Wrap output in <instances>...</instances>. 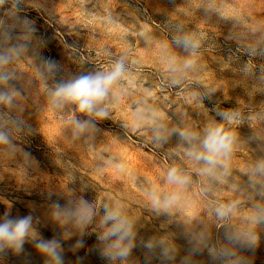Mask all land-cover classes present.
<instances>
[{
    "label": "rangeland",
    "instance_id": "rangeland-1",
    "mask_svg": "<svg viewBox=\"0 0 264 264\" xmlns=\"http://www.w3.org/2000/svg\"><path fill=\"white\" fill-rule=\"evenodd\" d=\"M185 32L200 41L195 64L173 72L170 55L189 56L173 42ZM0 55L9 57L0 91L18 94L0 104V132L9 137L0 144V219L31 215L37 239L55 238L64 264H264V222L252 220L264 215V176L252 172L264 159V0H0ZM121 58L129 78L106 102L107 118L49 103L57 83ZM71 117L90 120L92 131L74 136ZM209 124L236 135L217 179L198 173L178 135H202ZM159 125L166 140L155 138ZM173 166L190 183L168 210L157 209L147 193L176 190L165 180ZM81 200L97 209L83 230L54 219L57 205ZM231 202L235 211L218 217L215 209ZM116 205L136 233L123 261L104 256L98 239L105 206ZM248 231L258 237L252 247L229 239ZM0 264L46 258L26 242L19 254L0 252Z\"/></svg>",
    "mask_w": 264,
    "mask_h": 264
},
{
    "label": "clouds",
    "instance_id": "clouds-1",
    "mask_svg": "<svg viewBox=\"0 0 264 264\" xmlns=\"http://www.w3.org/2000/svg\"><path fill=\"white\" fill-rule=\"evenodd\" d=\"M173 42L177 47L188 51L189 56L180 58L175 54L170 55L171 70L179 72L191 68L195 64L194 57L200 46L197 36L185 32L174 36ZM8 63L9 57L0 55V66ZM47 64L49 70L55 67L52 61H47ZM126 78H129V73L124 59L121 58L104 72L82 75L67 82L57 83L48 92L49 103L54 108L74 104L79 113L96 120H103L109 114L106 102L110 95L113 100H118L115 86ZM8 79L7 73L0 74V82H6ZM16 95L18 94L12 90L0 91V104L11 106ZM220 115L231 122L235 114L222 112ZM68 123L72 125L73 134L76 137L93 129L91 121L87 119L79 120L71 117ZM155 132L157 140L167 139V136L162 134L166 132L164 125H159ZM178 135L188 144V147L184 149L185 157L196 165H201L196 169L198 173L214 179L219 178L218 166L224 164L231 154L236 139L235 133L225 130L223 125L209 124L203 130L202 135L191 130H180ZM8 142V135L0 132V144ZM252 172L254 175L264 176V159L254 164ZM165 180L166 183L174 185L176 190L161 195L157 189L153 188L147 195L155 208L168 210L180 198L185 186L190 183V176L182 169L173 166L166 172ZM236 206V202L220 204L215 211L217 216L223 219L231 215ZM96 215V207L85 200H81L75 207L67 210L57 205L53 212L54 219L59 223L64 224L71 221L81 230L90 224ZM252 220L254 223L264 222V215H254ZM100 224L103 231L98 239L104 244L103 255L110 261H123L134 247L136 236L134 221L125 214L121 205H116L114 207L105 206ZM229 239L245 243L249 247L254 246L258 241V237L252 231L230 235ZM26 242H34L35 250L46 258V264H64L61 245L55 238L37 239L31 215L10 218L9 214L5 213L0 219V252L7 249L19 254L23 251ZM82 246L83 241L79 240L76 247ZM148 247H151V244ZM221 254L228 255L226 252Z\"/></svg>",
    "mask_w": 264,
    "mask_h": 264
}]
</instances>
